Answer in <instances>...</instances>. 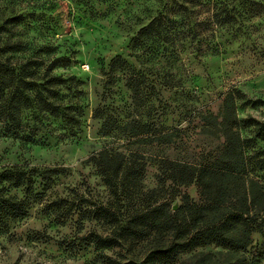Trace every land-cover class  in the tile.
<instances>
[{
  "label": "rangeland",
  "instance_id": "obj_1",
  "mask_svg": "<svg viewBox=\"0 0 264 264\" xmlns=\"http://www.w3.org/2000/svg\"><path fill=\"white\" fill-rule=\"evenodd\" d=\"M159 13L174 30L135 44ZM13 19L10 30L27 49L45 65L61 59L54 74L75 79L63 96L80 124L70 134L59 121L30 144L0 136V173L15 166L61 171L48 190L35 179L24 219L0 223V264L145 261L144 244L95 246L92 235L114 229L97 218L100 210L118 205L94 160L109 151L139 173L141 187L123 202L126 214L160 205L175 214L186 198L201 203V189L176 181L184 167H212L221 157L230 95L248 177L264 185V0H0V29ZM133 130L149 133L133 137ZM26 192L9 195L24 199ZM54 203L61 209H47ZM253 242L248 258L264 264V232Z\"/></svg>",
  "mask_w": 264,
  "mask_h": 264
},
{
  "label": "trees",
  "instance_id": "obj_2",
  "mask_svg": "<svg viewBox=\"0 0 264 264\" xmlns=\"http://www.w3.org/2000/svg\"><path fill=\"white\" fill-rule=\"evenodd\" d=\"M158 16L141 29L139 39L162 34L168 29ZM17 20L5 22L0 34V136L36 143L45 130H53L59 121L66 123L74 133L80 121L73 113L75 105L63 96L73 87L74 78L65 79L54 74L62 60L49 65L25 47L10 30ZM130 128H136L130 125ZM238 119L233 96L225 101L221 133L225 147L212 167H184L179 185H196L203 201L190 202L171 214L165 205L149 206L133 214L122 212L123 202L141 187L140 175L127 163H117V155L104 151L103 160H94L105 185L117 201L115 211L103 208L98 219L114 227L110 236L92 235L99 249L127 245L146 246L145 261L132 260L124 264H253L246 251L253 246V235L264 232V185L248 177L245 165L244 140L237 128ZM105 133L110 128L104 124ZM58 128V125L56 129ZM133 130V137L148 134ZM58 170L40 173L15 166L0 173V223L16 222L28 215L36 178H43L45 189H51V178ZM38 174L40 176H38ZM27 188V197L18 199L10 191ZM8 191V193H7ZM54 203L49 210H60ZM69 212V211H68ZM68 216L71 213L67 214ZM199 249H210L198 252ZM189 255L187 259H181Z\"/></svg>",
  "mask_w": 264,
  "mask_h": 264
},
{
  "label": "water",
  "instance_id": "obj_3",
  "mask_svg": "<svg viewBox=\"0 0 264 264\" xmlns=\"http://www.w3.org/2000/svg\"><path fill=\"white\" fill-rule=\"evenodd\" d=\"M173 210H174V211H177V210H178V207H174Z\"/></svg>",
  "mask_w": 264,
  "mask_h": 264
}]
</instances>
